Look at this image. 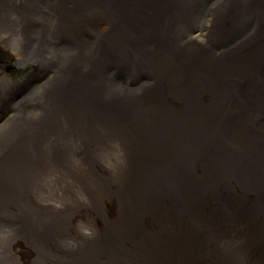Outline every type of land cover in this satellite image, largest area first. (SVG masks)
I'll return each mask as SVG.
<instances>
[{
	"label": "bare ground",
	"instance_id": "bare-ground-1",
	"mask_svg": "<svg viewBox=\"0 0 264 264\" xmlns=\"http://www.w3.org/2000/svg\"><path fill=\"white\" fill-rule=\"evenodd\" d=\"M263 3L0 0V113L12 111L0 124V264H264V112L258 113L264 110V37L250 53L232 51L263 34L256 13L243 34L236 24L246 25L245 12ZM217 18L226 25L214 39ZM252 28L256 33L243 39ZM233 33L240 40L210 46ZM118 60L140 61L150 70L144 72L156 73L155 92L168 89L180 98L164 105L173 115L163 123L176 132L141 133L137 123L159 102L131 96L128 84L100 74L103 68L113 74ZM8 61L34 69L15 79L4 72ZM40 72L44 80L29 86ZM229 84L244 91L231 94ZM187 87L192 99L175 95ZM206 93L209 102L201 104ZM136 97L131 106L128 98ZM156 117L159 123L160 112ZM237 156L251 158L246 180L227 165ZM95 158L109 169L101 202L105 175ZM218 158L225 163L217 173ZM122 179L127 186L116 189ZM158 185L166 197L160 201ZM230 186L235 200L212 214L201 207L198 197L211 206ZM187 193L195 199H181ZM168 207L175 212L171 221L163 212ZM135 210L151 220L140 222L145 232L121 252L109 249L108 258L94 254L111 226L134 231V221L126 220ZM232 221L236 226L228 227Z\"/></svg>",
	"mask_w": 264,
	"mask_h": 264
},
{
	"label": "rangeland",
	"instance_id": "rangeland-1",
	"mask_svg": "<svg viewBox=\"0 0 264 264\" xmlns=\"http://www.w3.org/2000/svg\"><path fill=\"white\" fill-rule=\"evenodd\" d=\"M188 4H190V3H188ZM263 5H264V3H263ZM253 13H256L258 15L259 19H260L259 23L261 25V32L259 34H262V33L263 34L261 35V37H259L256 34V36L251 41L248 40V41L242 42L246 46L239 45V47H236V48H234V50H232V51H234V53H239V51H244V52H249L250 53L251 51L256 50L259 47V43L261 42V39L264 37V7L257 9V11H250V14L248 12H245L246 19H245L244 23L246 25H242L241 26L238 23H236L238 25V27H239V31L242 32V33H240V35L243 34L246 30H248L256 22L255 17L253 16ZM228 16L229 15H227L226 18H228ZM217 19L218 20L216 21V24L217 23H220V24H218V26L216 28H214L215 24L213 26V28L216 30V34L214 35L215 36L214 39H217V36L221 37L220 36L221 30L226 25L225 24L222 27V24H223L222 20L220 18H217ZM194 20L197 23H199V20H197L195 18H194ZM227 23L231 24L229 21ZM141 24L145 25L143 22ZM207 24L211 26V23L209 21H207ZM200 25L201 24L199 23V25H197V28H199ZM47 30H49V29H47ZM99 30H101V29L99 28ZM99 30H96L95 32L97 33ZM106 30L107 29H105L103 31V33H102V39L103 40L101 41L100 44H104L105 45V44L109 43V33L110 32H109V30H107V31ZM252 31H254L253 28L251 30H249L243 36V39L245 37L249 36V34H251ZM253 33H256V32L254 31ZM233 35H235V36L233 37ZM230 36H232V37H230ZM230 36H228L226 38V41L217 42V40H216L212 45L210 44V46H212L213 48H217L218 49L221 46H226L227 44L229 45L232 42V40L234 41V39L240 40V37L238 38L237 34H235V33H233ZM223 37H225V36H223ZM221 40H222V38H221ZM201 45H202V43L200 44V47H203ZM207 54H208L207 56H211V55H209V53H207ZM102 61H104V60H102ZM139 62L140 61H135V60L127 61L126 60V63L124 65H122V61L118 60L116 62V64H115V66L113 68L111 67L113 74H111L109 71H107L106 68H103L101 71L100 70L99 71H100V74L102 76H104V77L111 76L112 79L116 83H118V81H122V82L128 84L127 88L129 90V92L132 93V94H130L131 96H141L140 97L141 99H143L145 101H148V102L150 100H155V101L159 102L158 105L156 103H154L157 106V110L155 111V113L150 115L149 118L146 115V117L144 119L140 120L137 123L138 126L140 127V129H142L141 133H145V134L148 133L150 135V134H159L160 130H162L164 132L175 131L173 123H170V122H166L165 124L163 123V121H165V119L171 118L172 115H173L172 109H170L169 107H164V105L165 104H169V103L170 104H174V103L178 104L177 101H179L180 98L177 97V96H174V94L173 95L167 94V93H169L168 89H165V90L161 89L160 91L155 92V89L158 86V82L155 81V79H157L156 75H155L156 73H153L154 74L153 75V74H148L147 72H144V71H150V70H146L141 65H138ZM106 63L109 65L108 62H106ZM6 64H7L8 67L4 70V72L11 73L13 75V77H15V79L18 78L21 75L28 74L30 71H32L34 69V66L32 64H28L27 66H24V67H19L13 61H8ZM116 65H118V66L116 67ZM11 66L15 67L16 69L14 71H12L11 68H10ZM46 72H47V69H46ZM114 73H117V76L115 75V77H113ZM44 75L45 74L43 72L37 73L36 76L30 82L29 86L33 85V84L40 83L41 81H43L44 80ZM226 81H228L230 84L233 82L231 79H228ZM159 83H160V81H159ZM144 84L151 85L153 88L150 89V86L147 85V89L143 90ZM27 87H28L27 85L22 87L20 89V92L21 93L24 92ZM231 88H232V91L230 90L231 94L232 93H236V92L244 91V89H239L236 85H234L233 87L230 85V89ZM188 89H189L188 87L185 88V89H179V91H176L175 95L179 94V95L185 96V98H187V97L191 98L192 94H194V93H193L192 90H188ZM152 91H153V95L144 96V95H147V94L151 93ZM159 93H160V96H158ZM244 93H247V92H244ZM206 94L207 95H205V97L202 96V97L199 98V99H202V103L201 104H205V103L209 102L207 100L209 94L208 93H206ZM137 99H139V97H136L134 99L128 98L130 105L132 106ZM261 101H262V99L259 100V102H261ZM151 103H153V102H151ZM196 104H198V103H194L193 105H196ZM178 109H180V108H178ZM260 110L258 111L259 114L264 112L263 109H260ZM158 112H160V117L158 119V120H160V122L159 123H154L155 118H157L156 114H158ZM11 114H12V111H11L10 108H7V109L3 110L0 113V124L3 123L7 119V117L9 115H11ZM261 121L264 122V117L263 116L261 117ZM175 136L177 137V135H174L172 137V139ZM179 140H180V138H179ZM180 142L181 141H179L178 143H180ZM163 143L165 144L167 142H163ZM156 148H157V146H154V154H155V157L158 158L160 156H159V154L157 155L155 153ZM242 157L243 156H237L236 158L232 159V162H228L227 165L235 166L234 168H235V172L237 174H238L239 170L243 173V175H238L237 176V178L239 180H246V178L251 175V173L248 171V168H247V166L249 165V163L251 161V158L242 159ZM218 159H219V163L214 161V169H215V171H217V173L220 170L219 167L223 163H225L224 162V158H218ZM163 160H164V158H163ZM95 162H96V165H99V168L102 170L103 174L105 175V177H100L101 178L100 188H103V192L100 194V202H101V200L104 198V189H105V187L107 185V178H108V175H109V169H108V166L103 164L98 158H95ZM182 163H186V160L184 159V161H181V164ZM103 166L106 167L107 170ZM227 167L228 166H226V168ZM93 181H95V179ZM126 186H127L126 181H124L122 179L114 187L116 189L117 188L124 189ZM234 188L235 187H232V186L226 188L227 194L220 193L218 201L217 202H212L213 204L211 206L206 205L209 202L208 198L205 199L203 197H200V198L198 197L197 199L200 202H205V204L202 205L201 207H209V208H211V210H212L211 214H212L213 212H215L217 207H219L220 205H224L225 203H228L229 201H227V200L231 201V200H235L236 199V196H235L236 194H234V191H233V190H235ZM156 195H157L158 201L162 200L165 197V191H163L159 185H158V191H157ZM227 196H231V199H227ZM94 197H96V196H94ZM94 197H93V199H94ZM188 197L193 199V200L195 199V197H194V195L192 193H187V194L182 195L181 199H187ZM215 201H216V199H215ZM224 201H226V202H224ZM93 202H94V200H93ZM184 206H186V205H184ZM163 210H164L163 212L165 213L166 218L168 219V221H171V219L175 215V212L172 211L170 209V207H168L166 209H163ZM114 214H116V213L114 212ZM145 214H146V212H142L141 210H135L134 212H132L131 216H129V215L127 216V220H126L127 224H130L129 219H132L134 221V223H135L134 231L133 230H129V229L126 230L124 227H119V226H116V225L111 226L112 229H113L111 234L109 233L105 237V238H108V239L110 238V243L108 244L106 242V239L104 237H101L100 238V244H98L99 248H96V250L93 253L96 254V255H99L100 253H102V256H104V258H108L107 257V255H108L107 251L109 249L112 250L114 248V249H116V250H118L120 252L123 251L125 247H127V246H129L131 244L129 242L130 239H133V238H135L137 236H140L142 231L145 232V230L142 229V227L140 225V222H146V221L151 222V220L148 219V216L144 217ZM95 220H97V215H92V217H91L92 223ZM169 223L172 224V222H169ZM83 225H84V227H86V222ZM226 225L228 227H235L236 226L234 221L226 222ZM106 226L108 227V224H106L104 227H106ZM76 229H77V227H76ZM197 230H199V228ZM193 231H194V227L191 226L190 229H189V232L193 233ZM158 233H161V231L159 230ZM174 237H176V236H174ZM156 249H158V251H160V249L158 248V245H157ZM84 251L88 255V252H89L88 248H86ZM90 253H92L91 250H90ZM163 253H165V251H163ZM164 255L166 256V254H164ZM173 262L174 261H170L169 264H172ZM224 264H227V262L224 263Z\"/></svg>",
	"mask_w": 264,
	"mask_h": 264
}]
</instances>
